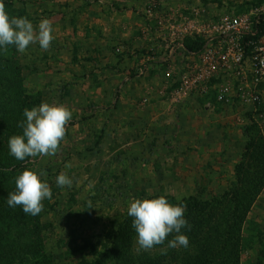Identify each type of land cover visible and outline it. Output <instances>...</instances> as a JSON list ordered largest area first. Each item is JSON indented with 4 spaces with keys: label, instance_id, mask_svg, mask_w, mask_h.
<instances>
[{
    "label": "rangeland",
    "instance_id": "obj_1",
    "mask_svg": "<svg viewBox=\"0 0 264 264\" xmlns=\"http://www.w3.org/2000/svg\"><path fill=\"white\" fill-rule=\"evenodd\" d=\"M152 1L12 0L5 4L10 17H27L34 26L44 18L51 20L55 39L47 51L37 43L21 54L9 45L0 49V56L17 65L25 92L39 93L37 106L64 104L72 112L59 151L51 157L31 158L33 170L45 172L42 179L52 189V198L43 201L37 216L44 251L55 264L91 258L108 247L112 230L127 217L133 199L162 194L217 204L228 193L217 210L229 215L227 199L255 192L264 179L257 174L252 183L255 168L245 156L248 137L264 142V125L250 123L237 105L211 114L198 110L199 106L192 108V102L181 109L168 96L173 84L164 79L160 65L133 76L136 65H146L149 47L158 49L163 44V32L178 28L183 21L179 13L189 12L184 7L242 10L263 0H155L149 15L146 5ZM248 124L257 127L250 129ZM239 164L245 169H238ZM61 172L72 179L71 187L56 185ZM260 172L264 175V166ZM15 178L9 186L15 185ZM256 193L236 236L238 264H264V183ZM89 201L93 208H87ZM25 236L16 221H0L4 240L17 243ZM166 244L147 252L154 251L155 260L170 263L172 254H161ZM133 249L144 251L135 235ZM1 256L6 264H24L28 257L18 245L3 250Z\"/></svg>",
    "mask_w": 264,
    "mask_h": 264
},
{
    "label": "trees",
    "instance_id": "obj_2",
    "mask_svg": "<svg viewBox=\"0 0 264 264\" xmlns=\"http://www.w3.org/2000/svg\"><path fill=\"white\" fill-rule=\"evenodd\" d=\"M11 2L12 0H4V3L8 5ZM201 46L202 43H197L187 47L197 50ZM0 68L2 69L0 70V221L4 219L16 221L20 228V234L26 231L25 240L17 243L0 237V263L6 264L1 261L2 251L18 245L22 254L28 255L27 258L25 257L24 264H55L44 251L45 245L40 235L42 223L38 216L25 214L21 206L13 208L7 204L8 194L16 190L15 185L9 186L11 177H17L25 169L33 170L31 158L18 161L9 154L8 140L13 135L22 134V128L18 127V122L25 119L23 111L25 108L31 109L37 106L40 102V95L39 93L32 95L25 92L19 68L13 60L0 56ZM254 126L256 125L248 124L250 129ZM245 156L250 159L249 166L253 170L255 168L254 174H256L252 183H255L257 174H259L260 180L264 178L260 172L264 166V142L253 136L248 137L245 144ZM245 164L247 167V163ZM237 167L245 169L241 164ZM239 180H241L240 177ZM263 181L264 179L257 183L255 192L249 191V196H237L236 193L234 197L228 198L227 200L230 202L227 203L230 208L229 215L228 211L219 213L217 210L221 201L227 198L228 193H223L222 198L217 199V204L214 203V200H200L194 196L180 200L162 194H152L146 197L150 199L164 196L169 203L182 202L186 205L185 219L191 227L190 230L185 228L181 232L188 237L189 245L187 248H170L167 251L172 254L173 260L170 263L155 260L154 251L138 253L133 249V238L136 233L132 228L133 218L127 215L112 230L108 247H105L103 251H95L91 258H82L72 264H108L110 261L114 262L113 264H238L239 241L236 236L239 234L246 208L253 201L255 193L263 185ZM242 205H247V207L244 208ZM222 216L225 220L221 221L219 217ZM215 218L218 220L215 221ZM172 238L173 236L168 237L169 240ZM217 254H223V258L219 259Z\"/></svg>",
    "mask_w": 264,
    "mask_h": 264
},
{
    "label": "built area",
    "instance_id": "obj_3",
    "mask_svg": "<svg viewBox=\"0 0 264 264\" xmlns=\"http://www.w3.org/2000/svg\"><path fill=\"white\" fill-rule=\"evenodd\" d=\"M155 4L146 5L149 15ZM183 9L189 12L179 13L183 21L178 28L163 32V44L149 47L146 65H136L133 76L160 65L164 79L173 84L168 96L179 106L201 101L199 107L211 113L237 105L250 123L263 126L264 0L242 10L220 6L212 11L200 5ZM197 43H202L197 50L187 47Z\"/></svg>",
    "mask_w": 264,
    "mask_h": 264
},
{
    "label": "clouds",
    "instance_id": "obj_4",
    "mask_svg": "<svg viewBox=\"0 0 264 264\" xmlns=\"http://www.w3.org/2000/svg\"><path fill=\"white\" fill-rule=\"evenodd\" d=\"M54 29L51 20L44 18L38 26L27 17H10L5 9L4 0H0V49L14 45L23 54L32 44H39L47 51L52 41ZM25 119L18 122L22 134L13 135L8 140L9 154L18 161L26 158L51 157L60 149L66 137L67 126L72 119L71 110L64 104L42 102L39 106L23 111ZM45 172L25 169L15 178V191L8 194L9 207L21 206L25 214L39 215L46 199L52 198V189L42 179ZM58 187H71L72 179L61 172L56 177ZM87 208H93L88 202ZM186 205L172 204L164 196L156 198L133 199L127 209L132 217V228L136 233V243L140 250L148 251L155 246L165 245L161 254L169 248L189 245V239L181 230L190 225L185 219ZM174 234V235H173ZM169 236H173L171 240Z\"/></svg>",
    "mask_w": 264,
    "mask_h": 264
},
{
    "label": "crops",
    "instance_id": "obj_5",
    "mask_svg": "<svg viewBox=\"0 0 264 264\" xmlns=\"http://www.w3.org/2000/svg\"><path fill=\"white\" fill-rule=\"evenodd\" d=\"M119 74V73H118ZM116 78H117V74L116 75H114ZM192 103L190 104V103H188V104H190L191 105V107L192 108H194V107H197V106H199L200 104H202L201 103V101L199 102V101H194V100H192L191 101ZM181 109H184V107H181ZM197 109L198 110H202V108H200V107H197ZM194 110V109H193ZM224 110V109H223ZM216 111H222V109H218V110H216ZM208 114H211V113H208Z\"/></svg>",
    "mask_w": 264,
    "mask_h": 264
}]
</instances>
